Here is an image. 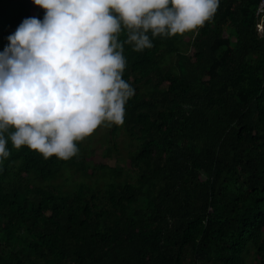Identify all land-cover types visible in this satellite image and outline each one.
Segmentation results:
<instances>
[{
    "label": "trees",
    "instance_id": "1",
    "mask_svg": "<svg viewBox=\"0 0 264 264\" xmlns=\"http://www.w3.org/2000/svg\"><path fill=\"white\" fill-rule=\"evenodd\" d=\"M260 2L220 0L203 24L151 36L143 50L121 21L122 76L135 93L124 123L108 122L131 141L132 171L93 168L94 148L78 140L68 159L46 157L3 130L0 264H264ZM45 12L0 0V51L26 16ZM64 172L67 189L53 184Z\"/></svg>",
    "mask_w": 264,
    "mask_h": 264
},
{
    "label": "clouds",
    "instance_id": "2",
    "mask_svg": "<svg viewBox=\"0 0 264 264\" xmlns=\"http://www.w3.org/2000/svg\"><path fill=\"white\" fill-rule=\"evenodd\" d=\"M34 3L46 9L43 19L26 16L0 51V157L10 152L3 131L9 126L15 129L9 133L15 147L68 159L78 150L76 141L103 121L123 124L135 88L122 76L124 45L115 35L121 21L135 29L128 41L143 50L153 46L151 36L203 24L220 0Z\"/></svg>",
    "mask_w": 264,
    "mask_h": 264
},
{
    "label": "rangeland",
    "instance_id": "3",
    "mask_svg": "<svg viewBox=\"0 0 264 264\" xmlns=\"http://www.w3.org/2000/svg\"><path fill=\"white\" fill-rule=\"evenodd\" d=\"M113 126L114 123L105 120L93 131V133L85 136L83 139L78 141L81 143L82 148H86L87 150L94 148V154L87 158V162L92 167L94 166V164H104L110 167L120 166L124 170L132 171L129 156L131 150L129 148V145L131 141L125 136L123 132L116 135H111L110 131L112 130ZM107 137L109 139H112L110 143L106 139ZM108 147H114V150L107 155ZM99 174H102V172H96V176H94L92 180L100 179V185L103 187L104 179L101 176H97ZM68 175L69 173L64 172L63 175L59 176L56 180L53 181V184L55 186L61 185V187L64 189L70 188L69 184H71V182H66V178H68ZM72 177L74 181L78 178L77 174L75 173L72 174ZM89 183L93 184L91 178L89 180Z\"/></svg>",
    "mask_w": 264,
    "mask_h": 264
},
{
    "label": "built area",
    "instance_id": "4",
    "mask_svg": "<svg viewBox=\"0 0 264 264\" xmlns=\"http://www.w3.org/2000/svg\"><path fill=\"white\" fill-rule=\"evenodd\" d=\"M263 15H264V0H261L257 11V16H263ZM259 27L262 28L261 25H259Z\"/></svg>",
    "mask_w": 264,
    "mask_h": 264
}]
</instances>
